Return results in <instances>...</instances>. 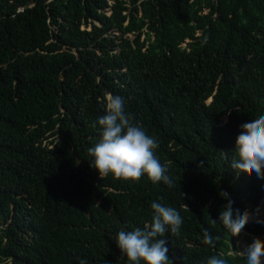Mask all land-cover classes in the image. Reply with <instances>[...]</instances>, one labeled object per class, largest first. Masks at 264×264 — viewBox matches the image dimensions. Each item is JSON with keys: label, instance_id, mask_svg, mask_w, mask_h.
Here are the masks:
<instances>
[{"label": "trees", "instance_id": "1", "mask_svg": "<svg viewBox=\"0 0 264 264\" xmlns=\"http://www.w3.org/2000/svg\"><path fill=\"white\" fill-rule=\"evenodd\" d=\"M108 94L156 138L172 186L89 166ZM260 115L264 0H0V264H126L118 232L160 198L183 218L163 237L173 264H247L233 240L264 224L231 236L219 193L264 205V179L231 167Z\"/></svg>", "mask_w": 264, "mask_h": 264}, {"label": "clouds", "instance_id": "2", "mask_svg": "<svg viewBox=\"0 0 264 264\" xmlns=\"http://www.w3.org/2000/svg\"><path fill=\"white\" fill-rule=\"evenodd\" d=\"M103 103L105 114L92 125H99L100 138L88 149V155L92 157L89 166L100 177L111 174L118 179L138 181L142 176H147L153 183L163 182L172 186L167 166L162 165L155 155L154 150L159 147L156 138L134 123L133 114L125 110L123 97L108 94ZM234 152L231 167L237 174L243 172L251 176L254 172L258 178L264 179V115L240 125ZM219 195L227 202L217 219L231 236H237L251 221L264 224V219L259 215V206L254 211L241 210L234 207L235 201L227 191L222 190ZM161 200L151 203L152 219L143 229L118 232L115 243L126 264H173L163 237L169 231L178 233L183 218L176 208L165 205ZM203 242L214 244L213 237L207 231L204 232ZM243 252L247 264H264V241L258 237L245 245ZM79 264H86V261L81 259ZM207 264H226V261L213 256L208 258Z\"/></svg>", "mask_w": 264, "mask_h": 264}, {"label": "rangeland", "instance_id": "3", "mask_svg": "<svg viewBox=\"0 0 264 264\" xmlns=\"http://www.w3.org/2000/svg\"><path fill=\"white\" fill-rule=\"evenodd\" d=\"M131 39H133V37H130ZM260 214L264 215V205L262 207H260ZM255 236H251L248 235L246 233H242L240 235H238L233 241V251L231 252V254L235 255V254H241L244 255L243 249L245 247V245L250 244L253 240ZM262 241H264V237L259 238Z\"/></svg>", "mask_w": 264, "mask_h": 264}]
</instances>
